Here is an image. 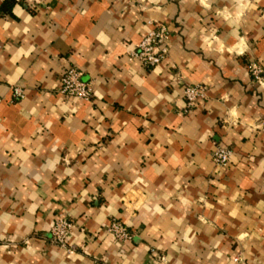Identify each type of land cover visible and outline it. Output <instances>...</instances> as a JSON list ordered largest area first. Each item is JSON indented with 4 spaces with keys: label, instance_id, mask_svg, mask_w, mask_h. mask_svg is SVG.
<instances>
[{
    "label": "crops",
    "instance_id": "crops-1",
    "mask_svg": "<svg viewBox=\"0 0 264 264\" xmlns=\"http://www.w3.org/2000/svg\"><path fill=\"white\" fill-rule=\"evenodd\" d=\"M152 21L167 53L146 67L127 52ZM251 60L264 65V0H0V264H264ZM69 66L89 99L57 92ZM184 84L205 91L185 112ZM59 213L71 254L48 240Z\"/></svg>",
    "mask_w": 264,
    "mask_h": 264
},
{
    "label": "built area",
    "instance_id": "built-area-1",
    "mask_svg": "<svg viewBox=\"0 0 264 264\" xmlns=\"http://www.w3.org/2000/svg\"><path fill=\"white\" fill-rule=\"evenodd\" d=\"M168 35V29L164 23L152 21L148 29L142 34L135 47L127 52V58L138 62L146 67H153L160 63L166 56L167 46L165 39ZM247 72L259 86H264V65L258 61L251 60L247 64ZM81 72L73 66L66 67L59 78L57 92L63 96H73L78 99H89L92 94V85L90 81L80 79ZM181 94L184 99V109L187 111L192 107L196 100L205 96L204 87L199 84H184L181 87ZM12 99L23 97L22 90L13 86L10 89ZM231 150L224 146H217L212 152V160L219 166H224L229 160ZM71 221L62 213L57 214L48 231L49 243L66 254L73 253L74 249L67 242L71 231ZM105 231L110 233L116 241L124 242L131 236L124 224L118 220H112L105 226ZM161 261L164 260L160 256ZM237 260V256L233 257ZM104 264V263H103Z\"/></svg>",
    "mask_w": 264,
    "mask_h": 264
}]
</instances>
